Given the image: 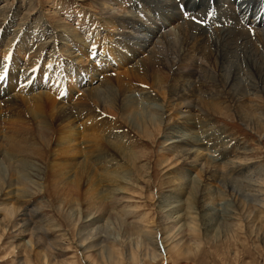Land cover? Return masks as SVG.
I'll return each instance as SVG.
<instances>
[{
    "label": "rangeland",
    "instance_id": "rangeland-1",
    "mask_svg": "<svg viewBox=\"0 0 264 264\" xmlns=\"http://www.w3.org/2000/svg\"><path fill=\"white\" fill-rule=\"evenodd\" d=\"M63 6L77 9L75 18L82 10L99 23L94 31L100 35L97 46H90L96 34L85 40L76 22L63 14ZM101 7L98 0H0V23L8 28L0 39V90L7 89L0 95V140L32 127L30 134L21 135L32 138L29 141L35 145L34 154L27 155L0 145L4 154L0 203L8 200L22 211L11 217L0 210V264H264V105H260L264 102L249 96L246 102H252L254 109L245 115L222 83L197 77L177 81L169 73L162 75V67L151 71L141 66L145 73L137 78L125 75L145 56L132 55L129 44L134 40L117 43L116 31L105 24L109 20L102 19ZM136 15L149 24L144 14ZM158 15L162 11H156L154 18L160 21ZM64 30L68 35L63 36ZM57 33L62 37H55ZM22 37L33 46L51 45L48 52L51 48L58 52L56 62L43 59L36 64L41 77L45 70L52 71L47 86L58 75V89L29 88L38 78L36 70V76L21 79L20 70L29 58L28 49L24 53L18 49ZM103 45L113 47L118 58L126 55L128 61H112ZM81 46L85 54L79 51ZM85 57L91 63H82ZM101 58L106 69L99 65ZM89 66L97 68L98 75L91 86H86L88 81L81 85L80 77L93 74ZM11 78L16 82L7 88L6 80ZM23 79L30 83L28 90L21 89ZM176 82L191 89L192 125L185 123L178 99L171 97ZM89 87L102 89L98 94L94 90L98 102L84 99ZM250 90L248 95L254 97ZM46 93L57 109L85 102L91 110L77 123L80 136L70 153L55 146L61 134H55L51 145L34 137L31 107L35 102L42 104L48 123L56 124ZM200 101L215 105L217 112H207ZM57 128L61 130L58 124ZM171 132L188 136L192 132L194 139L209 142L207 148L192 146V155L203 159L201 165L208 170L202 171L201 165L191 170L179 150H169ZM91 136L98 137L97 146ZM86 155L96 163L89 162L91 168L84 163ZM215 174L217 178L211 177ZM21 214L26 215V225Z\"/></svg>",
    "mask_w": 264,
    "mask_h": 264
},
{
    "label": "bare ground",
    "instance_id": "bare-ground-1",
    "mask_svg": "<svg viewBox=\"0 0 264 264\" xmlns=\"http://www.w3.org/2000/svg\"><path fill=\"white\" fill-rule=\"evenodd\" d=\"M206 1H207V8L205 11L204 10L205 9L204 0H201V1L199 0H135V1L134 0H98L99 4L101 3V6H102L101 8L103 10L102 19H105L107 17L109 22H106L105 24L111 25L112 30L116 31L115 39L117 40V43H121L123 41L126 42V41L134 40V43L129 44L132 50V55L145 56V58L142 57L140 59L139 64H137L135 68L134 66H132V68L134 69L130 68L131 70L128 69L127 71H125V75L131 78L132 77L137 78L139 77L138 75L145 73L144 72L145 69H148V70L151 69V71H153L155 68L160 69L162 67L160 69L162 72L159 70L162 73V75H165V73H169L168 76H170V78L175 79L177 81L178 80H182V81L188 80L189 81L190 79L197 77L198 79L207 80L210 82L222 83L223 90L225 92L226 91L229 92V95H233L237 99V103H238L237 109L239 110V112L246 115L247 110L249 111L250 108L254 107V105L250 106L252 102L249 105L246 102L247 98H249V96L252 97L253 95V94L248 95L250 94L248 93V90L251 89L250 91H252L253 89V91L255 92V93L253 92L255 95L254 96L255 98L250 97L251 100L258 98L259 100H262L264 102V0H206ZM134 4H135V7H134ZM61 10L62 11L65 10L63 14H65V16L70 17V19L76 22L79 28V31L78 29L77 31L81 32L80 34H83V37L84 36L86 37L85 40H91V35L96 34V36L94 37L96 39L93 40V44L90 46H97L96 42L98 41L100 35L98 34V32L96 33L94 31L99 30V26L97 25L99 23L95 19H92L91 16L87 17L88 15L84 14L82 10L80 11L77 18L74 17V15L78 14L76 13L78 12L76 11L77 9L73 10L71 7L68 8L67 6H63ZM182 10H185V14L182 12ZM156 11L157 12L162 11L163 15H158L157 17L160 19V21L154 19L156 18L155 17ZM136 12H139L140 14H144V17H145L144 20L146 22H149V24L143 22L142 21L143 19L140 16L136 15ZM150 14H153L154 16ZM3 24L4 23H0V39L2 38L3 32L5 31L7 33L8 31V28H6V26ZM213 25H215V28L213 27ZM210 28H214V29L210 30ZM65 31L66 30L61 32L63 36L64 34L68 35ZM62 34L60 35V33L59 34L57 33L55 34V37L57 38L62 37ZM78 35H75V36H77V39L80 40L81 37ZM70 37L71 36H69L68 38ZM71 40H72V37H71ZM18 43H19L18 49L20 50V52L24 53L25 51L29 50V58L26 60L24 64V68L22 69V72L20 70V73L22 74L21 79L24 78L25 76L26 78H28L27 75L32 76L34 74L36 76V71L38 72L36 64L42 63L43 59L44 61L48 60V63L52 61L56 62V60L54 59V56L56 54L58 55V52H55L54 50L55 48L54 49L51 48L50 52H48V49H50L49 47H51V45L46 46L45 44L42 46H38V45L33 46V43L31 44V42L30 43L26 42L25 37H22L18 41ZM101 47H103L101 49H103L104 52H106L107 54L106 56H109L112 61H115L117 63L119 62V60L120 62L128 61L126 55L125 56L120 55L118 58V55H116V52H114L115 49L114 50L112 49L113 47L107 48L104 45ZM79 51L85 54L86 49H84V47L81 46ZM6 53L8 52H4L3 54H6ZM69 54L71 53L69 52ZM69 56H72V55H69ZM83 56H86V55H83ZM106 56L103 58H105L107 61L108 59ZM3 58H4L3 60H6L5 56ZM81 60L80 61L84 63V61L89 62L90 59L88 60L85 57V59L82 58ZM101 61H102V58H101ZM4 63L5 65H3V67L7 65L5 61L1 62V64H4ZM10 64H12V62ZM13 64L16 68L18 67L19 62H17L16 60V62ZM99 65L101 66L102 69H106V66L104 65V61H102V65L101 63H99ZM141 66L145 68L142 70V72L140 68ZM43 67L46 68L45 66ZM88 68L89 69L87 70L93 71V74H89L88 72L87 77L86 75H83L82 77H80L79 80H80L81 85L85 83L86 81H88L89 83L87 82L86 86H91L90 84L93 83L94 76L98 75L97 68H94V67L91 68L90 66ZM45 71H44L45 75L43 74L42 77L40 76L41 74H39L38 72V75H37L38 78L34 80V83H35L34 85H32L31 83L32 85L31 87H29L30 85L29 81L27 83V82H24L25 80L23 79L22 84H21V89L28 90V87L32 89L33 86L38 85V86H43L47 88L48 90L53 91L55 88L59 87V84L61 82L57 75L58 72L55 74L57 75L56 78H54L53 81L51 80L52 83L50 82V84L47 86L46 81H48V79H51L50 75H52L51 74L52 71L51 72H49V70H45ZM15 75L18 77V74L11 73V76H13V78ZM168 76L165 78H168ZM13 78L6 80L8 81L7 88L14 86L16 81H14ZM74 79L71 80V84L73 86L74 84L76 85V82ZM243 79H245L246 83L248 80L249 85L248 84L246 85ZM255 79L257 80V82H259V87L256 86V83L254 82ZM117 81L121 82L122 80L117 78ZM56 83L57 85L55 86ZM176 84H177L176 88L174 89L173 87V90L171 92L172 94L171 97L174 96L173 98H176L174 100L178 99L179 101L178 104L180 106L179 112H181L183 115L182 119L185 120V123L187 125H192V123H194V121L193 122L191 121V119H193L192 106H191L192 105L191 103H193V101L188 102L191 98L190 96V94L192 93L191 89L187 88L185 84H182L180 82L179 83L176 82ZM100 87L98 88L96 87L93 89L92 87H89L87 88V90L85 89L84 99L87 100L88 98L89 102L90 100L95 101L94 99H96V102H98V98L95 95L96 92H94V90H97L98 91L97 94H98L102 92V89H100ZM5 91L3 89L0 95H2V93ZM41 95L43 94L41 93ZM41 98H39V100ZM42 99L40 100L41 102H42ZM45 99L48 100V102L50 103L53 109V111L51 109V112H52L51 117L54 119V121L56 120V124H58V127H61V130L59 131L60 128H57L58 130H56L55 122L52 121L53 123H48L44 115L45 113L43 114L44 110H43L42 104L41 105L39 103L36 104L37 102L34 101L35 105H32L31 107V113L33 115L34 120L36 121V126L33 128H36L35 132H37V134L36 133L35 134L37 136L34 135V137H38L42 141H45L49 143V145H51L52 141L54 140L53 138L55 134L56 133L61 134L60 137L58 136L59 139L57 138L58 141H56L57 143H55V146H60L62 147V151H66L70 153L72 151V148H75L71 144L74 142L76 143V141L79 138L78 136H80L76 132V130L78 129L79 122L82 121V118L84 115H86L85 117H87L88 115L92 114L88 106V103L83 102L82 106L63 104L57 109L54 98H52L48 94L45 97ZM11 100L9 99L10 101L9 103H11ZM6 102H8V100ZM260 105L263 106L264 104H260ZM200 106L203 109L205 107L207 109V112L212 111L216 113L218 110L215 108V105L210 104L206 101H200ZM261 106H260V109H261ZM159 112H163V110L159 108ZM62 124L65 126H59ZM23 127L27 128L28 125L23 126ZM24 129L25 128H21L20 131L17 132L14 136H9V137L7 136V138L5 137L6 140H3V141L0 140L1 142L0 145H2L3 147V145L5 144L8 152H12L15 154H25L26 153L27 155V153L30 151H33L30 153L34 154L35 145L30 143L29 141L32 138L28 139V136L27 137L23 136L24 134L26 135L30 134L32 127H29L28 130L27 129L24 130ZM22 132H23V135H21ZM191 134L192 136H188L187 134H184V133L178 132L174 134L173 132H171L169 134L171 140L169 141L167 146L170 148L169 150H172L173 148H176L177 150H179L178 151L179 155L181 157H184L185 160H189V163L188 164L186 163V164L189 167H191L190 168L191 170H193L195 167L201 165L203 159H200V157L196 158L192 155L193 154L192 146H196L198 147V149L200 147L207 148L208 147L207 143L209 142L207 141V143L204 144L205 143L204 141L203 143L202 140L194 139L192 132ZM91 137H94V136H91ZM97 138L98 137H94V139L92 140L93 143L96 144V146L98 144ZM105 142L108 143L107 141ZM202 144L204 146H202ZM112 146L114 145L112 144ZM114 147L116 148V145ZM177 150H176V154H177ZM3 155H4L3 151L2 152L0 151V157H2ZM91 159L86 155V160H85L86 162L84 163L89 168H91V165L89 164V162H92V164L95 163ZM230 163H233V160ZM204 168H205V165L202 164L201 170L205 172L206 168L205 169ZM9 171L11 175H14L13 170L9 169ZM216 174L212 175L211 177H216ZM81 175H85L84 172H81ZM4 201L5 202L0 203L1 211H5L11 217H15L16 213L22 212L21 210H19V207H17V205H14V203L10 204L11 202L9 201L8 203L7 202L8 200H4ZM175 211H174L175 214L179 213L178 210H175ZM20 216L25 219L26 215L21 214ZM177 217H179V215H177ZM24 219L22 221L26 225L27 224L26 219L25 220Z\"/></svg>",
    "mask_w": 264,
    "mask_h": 264
},
{
    "label": "snow or ice",
    "instance_id": "snow-or-ice-1",
    "mask_svg": "<svg viewBox=\"0 0 264 264\" xmlns=\"http://www.w3.org/2000/svg\"><path fill=\"white\" fill-rule=\"evenodd\" d=\"M0 79H2V78H0Z\"/></svg>",
    "mask_w": 264,
    "mask_h": 264
}]
</instances>
